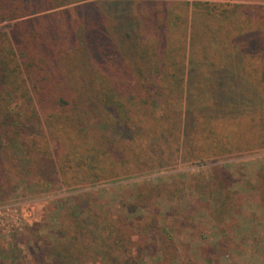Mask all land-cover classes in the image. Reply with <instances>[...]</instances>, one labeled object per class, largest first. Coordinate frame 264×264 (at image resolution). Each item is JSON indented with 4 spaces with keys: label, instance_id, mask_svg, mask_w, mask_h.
Segmentation results:
<instances>
[{
    "label": "trees",
    "instance_id": "obj_1",
    "mask_svg": "<svg viewBox=\"0 0 264 264\" xmlns=\"http://www.w3.org/2000/svg\"><path fill=\"white\" fill-rule=\"evenodd\" d=\"M87 2L0 0V202L264 147V43L216 45L227 41L217 38L223 31L195 30L198 4ZM235 32L232 43L242 38ZM212 50L227 61L208 65L195 94L194 57L206 61ZM231 127L244 135L230 138ZM229 183L214 169L210 179L139 187L126 216L96 197L90 216L80 203L66 206L72 233L38 239L29 256L15 243L0 247V264H176L174 233L193 228L194 213L173 209L176 196L197 198L195 212L213 204L218 221L230 205L214 203L220 193L230 202ZM21 239L28 248L32 233ZM204 242V261L227 254L223 243Z\"/></svg>",
    "mask_w": 264,
    "mask_h": 264
},
{
    "label": "rangeland",
    "instance_id": "obj_2",
    "mask_svg": "<svg viewBox=\"0 0 264 264\" xmlns=\"http://www.w3.org/2000/svg\"><path fill=\"white\" fill-rule=\"evenodd\" d=\"M87 1L90 3L108 0ZM117 1L150 2L157 0ZM120 6L117 5V16L120 15L118 14ZM124 8L130 12L131 7L125 6ZM120 20L118 19L117 26L126 27L125 22H119ZM212 51L214 54H209L206 61L204 55L199 54L200 52L197 57H194V60L197 59V66H199L198 77L196 78L194 75L195 94H199V91L206 88V81L199 77L209 74L208 71H211L212 68H209L208 65L221 62V66H224L225 61H227L223 52ZM217 81H219V77ZM240 100L234 102L240 104ZM247 119L249 120V118ZM243 120L244 118L238 121ZM228 132L229 134L234 132L230 138L237 140L239 136L244 135L237 133L238 129L235 127L228 128L227 134ZM89 162L88 167L91 169L93 167L96 170L102 168L96 163L94 165L91 160ZM214 169L224 171L230 181V202H228L225 193H220L217 195V201L215 200L216 204L214 203V205L216 206L218 203V209L224 203L225 206L229 204L230 207L227 214H223L225 209L218 213L222 216L221 218L218 217L219 222V220H215L210 210L213 208V204H209L202 212H195L196 209L200 208L196 203L197 198L184 197L183 199L182 194L176 196L175 199L177 200L172 206L173 209L180 210L184 208L183 206L188 205L194 211L189 219V224L192 223L193 228L190 227L184 232L174 233L176 241L174 247L177 249L179 259L176 264H264V147L241 150L230 155L203 161L181 163L167 169L109 179L103 182H92L73 187L61 185L55 192L39 195L24 196L25 194L21 192V194L17 193L9 200L0 202V247L8 249L15 243L29 256L30 249L36 250L37 247H40L38 239L54 242L59 232L69 228L72 233L74 217L71 214H65L66 206L74 207L80 203L90 216L95 212L96 206L92 201L90 202V199L96 197L114 215L126 216L123 206L134 204V197L139 187H145L143 191L145 194L151 192L152 186L161 183L170 184L178 178L186 179L194 176L209 177L210 179ZM162 216L167 219L165 210ZM161 221L163 223V220ZM170 221L171 219L168 220V222ZM162 223L160 222V227H163ZM177 225L179 224H176L174 231L177 229ZM29 232L32 233V239L27 248L19 240L22 237L21 240L26 242L25 236L29 235ZM205 240L209 246L215 243H223L227 249V254H220V252L218 261L215 260V257H210L209 263L204 261L200 254V247L205 245ZM153 262H155L154 259H148L144 264H152Z\"/></svg>",
    "mask_w": 264,
    "mask_h": 264
},
{
    "label": "crops",
    "instance_id": "obj_3",
    "mask_svg": "<svg viewBox=\"0 0 264 264\" xmlns=\"http://www.w3.org/2000/svg\"><path fill=\"white\" fill-rule=\"evenodd\" d=\"M173 1V0H172ZM176 2L201 5L195 10V30L223 31L217 38L226 39L225 44H263L264 43V0H175ZM242 31L240 42L235 31ZM229 33H226L228 32ZM203 35L204 33L201 32ZM208 39L200 37L199 39ZM200 44V43H199ZM213 44V43H212ZM257 60L259 58L257 57ZM245 87L252 88L245 84ZM245 89V88H244ZM262 91L258 88L257 93Z\"/></svg>",
    "mask_w": 264,
    "mask_h": 264
}]
</instances>
